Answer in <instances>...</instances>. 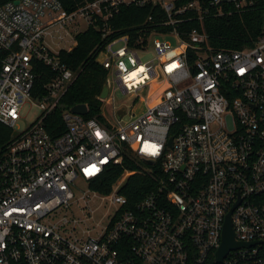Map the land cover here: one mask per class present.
<instances>
[{
    "label": "built area",
    "instance_id": "1",
    "mask_svg": "<svg viewBox=\"0 0 264 264\" xmlns=\"http://www.w3.org/2000/svg\"><path fill=\"white\" fill-rule=\"evenodd\" d=\"M16 1L0 4V264H264V24L253 46L219 51L200 29L185 39L176 27L186 12L202 25L255 0ZM146 5L171 29L144 31L138 47L126 35L105 44L100 114L72 112L63 97L76 73L60 52L90 27L108 36L122 6ZM47 39L72 45L53 50ZM153 83L166 89L148 106ZM118 91L130 105L118 108ZM25 106L38 113L18 129ZM125 158L138 169L124 168L107 194L91 188ZM134 174H153L156 186L130 206L120 191ZM77 179L106 204L105 225L62 215L93 212ZM227 218L239 246L219 262Z\"/></svg>",
    "mask_w": 264,
    "mask_h": 264
},
{
    "label": "trees",
    "instance_id": "2",
    "mask_svg": "<svg viewBox=\"0 0 264 264\" xmlns=\"http://www.w3.org/2000/svg\"><path fill=\"white\" fill-rule=\"evenodd\" d=\"M16 0H0L4 4ZM90 0H61L66 9H73L77 5ZM191 0H178L176 7L182 6ZM151 17V20H148ZM183 21L176 25L182 37L186 39L187 33L198 28L208 35V42L213 50H240L251 47L261 34L264 24V0H255L254 5L241 12H232L223 16L210 15L204 18L202 25L196 20L194 12H186ZM177 17V18H178ZM164 12L151 5L144 7L122 6L115 17L110 21L111 33L105 38L102 32L90 27L85 32L77 35V45L69 52L61 51L60 60L69 69L76 73V79L71 84L63 97V103L69 107L85 104L89 110L86 118L98 117L103 104L100 94L107 83V71L95 61L97 54L108 42L128 36L133 44L144 31L166 32L171 29L163 26ZM40 71H46L40 68ZM48 131L55 135L51 126H46ZM64 126L61 124V131ZM4 128L0 125V144L4 141ZM6 134V132H5ZM137 170L138 166L125 158L122 166H110L103 175L91 182V188L100 194L110 192L112 185L123 172V169ZM156 186L152 175L134 174L128 178L120 193L126 196L129 205L133 206Z\"/></svg>",
    "mask_w": 264,
    "mask_h": 264
},
{
    "label": "rangeland",
    "instance_id": "3",
    "mask_svg": "<svg viewBox=\"0 0 264 264\" xmlns=\"http://www.w3.org/2000/svg\"><path fill=\"white\" fill-rule=\"evenodd\" d=\"M173 44L174 42L171 41ZM47 43L53 50H58L60 47L68 46L69 44L72 45L71 41H68L67 43L61 42L58 44V41H51L50 39H47ZM121 44L116 45L115 47H119ZM151 52L145 53L141 55V60L143 62L150 61L153 56ZM166 89V86H162L161 84H151L149 92L146 93L147 96V105L148 106H154L160 101V97L162 95V92ZM115 102L118 106V108L123 107L124 105H130L131 104V97L124 96L120 91L115 93ZM38 109L34 106H25L24 109L21 112L22 119L17 123L18 129H23L25 126L31 122V120L37 115ZM83 192H86L87 197L85 199V202L88 201V207L93 211L92 213L89 212V209L87 208L83 213L77 208L68 209L66 211L62 212V215H65L67 217H71L72 213H75L76 217H84V215H87L90 217L89 221L91 223H98L100 222L101 225H105L110 217L111 214H109V211L107 212V206L99 197H92V194L90 192H87V186L85 182L81 179H77L75 181V188L74 193L76 197L80 198L83 195ZM81 205H83V201L80 200Z\"/></svg>",
    "mask_w": 264,
    "mask_h": 264
},
{
    "label": "water",
    "instance_id": "4",
    "mask_svg": "<svg viewBox=\"0 0 264 264\" xmlns=\"http://www.w3.org/2000/svg\"><path fill=\"white\" fill-rule=\"evenodd\" d=\"M207 1V0H206ZM17 2V1H16ZM107 92H108V86L107 83L104 84L101 94H100V99H105L107 96ZM71 111L77 114H81V115H87L88 113V109L86 107L85 104H77L74 105L71 108ZM172 139H169V144H171ZM148 164H152L153 161L149 160L147 161ZM239 244L235 243L233 240V233L231 230V226H230V221L229 218H227L226 224L224 226V231H223V238H222V245L217 253V261H221L222 258L224 257V255L233 248L238 247Z\"/></svg>",
    "mask_w": 264,
    "mask_h": 264
}]
</instances>
